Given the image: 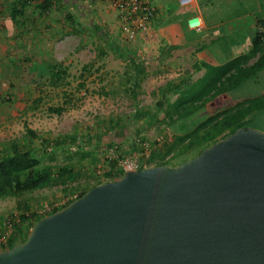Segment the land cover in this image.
I'll return each mask as SVG.
<instances>
[{
	"label": "water",
	"instance_id": "water-1",
	"mask_svg": "<svg viewBox=\"0 0 264 264\" xmlns=\"http://www.w3.org/2000/svg\"><path fill=\"white\" fill-rule=\"evenodd\" d=\"M0 264H264V132L124 171L38 218Z\"/></svg>",
	"mask_w": 264,
	"mask_h": 264
},
{
	"label": "rangeland",
	"instance_id": "rangeland-1",
	"mask_svg": "<svg viewBox=\"0 0 264 264\" xmlns=\"http://www.w3.org/2000/svg\"><path fill=\"white\" fill-rule=\"evenodd\" d=\"M63 13L65 14L59 5L51 9L50 19H46L51 20L50 27L43 28L45 33L37 38L36 44L39 45L40 52L32 56L42 59L45 57L47 62L64 66L67 76L56 88L49 87L46 83L37 86L42 91V96L36 108H29L31 102L24 108L27 101H18L13 97L11 87L2 88L0 102H4V107H0V110L9 118L4 120L3 126L0 125V140L22 136L26 125L36 134L31 140L33 150L41 147L40 139L51 141L45 151L51 153L53 159L43 161L49 162L53 167L69 164L72 166V175L66 180H54L46 187L20 196L0 198V240L6 236L12 221H16L20 213L32 212L38 215L37 211L45 204L56 209L75 199L84 185L102 181L116 160L139 151V148L135 150L132 147L134 140L135 143L137 140L151 143L156 137L163 135L162 139L166 144L175 133L170 126L164 125L161 118H157L160 113L155 108V103L157 99L163 101L173 98L175 91L166 89L177 78L182 79L181 81L189 79L186 67L177 66L179 69H176V66L170 64L165 66L143 62L147 58L138 54V41L109 34L107 28L104 30L106 36H103L102 30H92V22L88 23V27L81 20L77 21L74 12H69L73 16L68 21L71 24H67L70 29L64 31V22L59 29L60 18L67 22L61 16ZM44 18L41 23L45 21ZM27 40L28 38L25 39L26 44ZM101 50L104 51L102 55L99 54ZM131 59L140 62L144 70V74L137 78L135 97L130 91L132 81L125 74L126 70H131ZM90 63L92 65L88 67L89 72L85 71L84 77H80L81 66ZM46 71L40 70V79H43ZM81 81L83 86H79ZM24 88L21 91H27L28 86ZM64 92L71 94V101L59 114L49 112L48 106L61 104ZM237 92L234 89L215 96L194 117L186 120V123H196L215 111L233 105L241 98ZM16 105H22V108L19 110L20 114L13 117L11 113H15ZM148 118L152 120L146 123ZM57 140L61 142L59 145L55 144ZM113 145L116 148L110 151ZM161 147L156 149L158 155L162 152ZM191 154L192 152L184 156L169 157L165 163L179 164ZM156 155L146 161V167L154 165L160 159ZM25 205L28 210L23 211Z\"/></svg>",
	"mask_w": 264,
	"mask_h": 264
},
{
	"label": "crops",
	"instance_id": "crops-1",
	"mask_svg": "<svg viewBox=\"0 0 264 264\" xmlns=\"http://www.w3.org/2000/svg\"><path fill=\"white\" fill-rule=\"evenodd\" d=\"M41 1L0 0V90L11 87L13 97L18 101H27L24 108L33 99L42 96L37 86L45 83L47 61L45 57L42 59L32 55L40 52L37 38L45 33L43 28L50 27L51 20L46 19L53 7L59 5L65 12L61 16L67 22L60 18L59 29L62 22L64 31L70 29L67 24H71L68 21L73 16L69 12H74L77 21L86 24L92 22L93 31L102 30L103 36H106L104 30L107 28L109 34L126 39L119 29L116 10L109 0H50L47 11L36 8ZM148 2L154 6V12L147 29L126 40L138 41V54L147 58L143 62L176 67L184 65L189 72V80L201 77L205 67L221 64L247 52L253 33L261 29L257 21H264V0H192L186 6L179 5L177 0ZM14 8L16 12L11 11ZM192 17L199 19L197 28L190 27L194 19ZM43 18L45 21L41 23ZM55 28L53 30L57 31ZM40 70L46 71L43 79L39 78ZM181 80L177 78L172 84ZM252 83H245L235 89L241 95L236 102L264 94V81L260 85ZM26 85L27 91H21ZM0 107L3 109L4 102H0ZM21 108L22 105H16L15 113H11V116L19 115ZM0 114V125L3 126L9 116L1 110ZM251 124L264 132V109L255 114ZM114 178H117L116 175Z\"/></svg>",
	"mask_w": 264,
	"mask_h": 264
},
{
	"label": "trees",
	"instance_id": "trees-1",
	"mask_svg": "<svg viewBox=\"0 0 264 264\" xmlns=\"http://www.w3.org/2000/svg\"><path fill=\"white\" fill-rule=\"evenodd\" d=\"M36 8L41 11L49 10L50 0L41 1ZM11 11L16 12L17 9L14 8ZM10 17L12 18L13 15ZM257 24L261 26L260 28H264V21L258 20ZM170 49L171 47L168 48V50ZM99 54H104V51H99ZM129 63L131 70H126L125 74H127L129 81H132L130 91L135 97V88L138 85L137 78L144 74V70L140 62L131 59ZM91 65V63L83 64L79 76L84 77V72H89L88 67ZM45 66L47 69L45 83L52 88L60 86L67 76L66 68L55 62H45ZM262 78H264V33L258 29L251 37V46L247 52L234 56L221 64L205 67L203 75L195 80L188 79L179 83H170L166 90L175 91V97L163 101L157 99L155 108L160 113V117L157 118H161L164 125L170 126L175 130V133L172 138H169L168 143L164 144L165 141H163L158 147L152 148L151 157H154L157 153L156 149L164 144L161 147V154L158 155L157 153L156 155L160 159L154 165L166 164V159L169 157L184 156L192 152L190 156L180 161L182 162L193 157L201 149L216 140L226 137L240 126L253 127L251 124L253 117L257 112L264 109V94L235 102L231 106L203 117L196 123L190 122L188 124L186 120L194 117L204 107L205 103L215 96L230 89L239 88L245 83L253 82L254 85H260L264 81ZM79 86H83L82 81ZM63 97L61 104L50 105L47 110L55 114L62 112L64 106L71 101V94L64 92ZM40 101L41 97H36L31 101L29 108H36ZM151 120L148 118L146 123L151 122ZM160 136L163 137V135ZM35 137L34 131L24 125L22 136L0 140V198L20 196L46 187L52 184L54 180H66L68 176L72 175V166L69 164L53 167L49 162L43 161V159H53L51 153L45 151L51 141L40 139L41 147L33 150L31 140ZM141 141L144 140H137L136 143L134 140L131 143L132 147L138 150ZM60 143L59 140L55 141L56 145ZM119 176L116 175L117 178ZM114 177L115 173L110 167L102 181L84 185L76 194V198L80 197L90 187L116 179ZM67 203L44 215L66 206ZM26 210H28L27 205L23 208V211ZM42 216L32 212L20 213L17 220L12 221L6 236L1 237L0 250L8 249L23 241L33 223Z\"/></svg>",
	"mask_w": 264,
	"mask_h": 264
},
{
	"label": "built area",
	"instance_id": "built-area-1",
	"mask_svg": "<svg viewBox=\"0 0 264 264\" xmlns=\"http://www.w3.org/2000/svg\"><path fill=\"white\" fill-rule=\"evenodd\" d=\"M116 10L118 19V26L121 33L126 39H132L136 33L143 32L149 25V20L154 12V6H152L148 0H109ZM181 6H186L191 3L192 0H177ZM194 18V17H192ZM199 26V19L195 17L190 25L191 28H197ZM260 31L264 33V28ZM163 142L161 136L156 137L152 143L147 141H141L138 152H132L129 155H125L116 160V163L112 166V170L115 175H121L127 170H139L146 168V161L151 157L152 148L158 147ZM116 145L110 147V151H113ZM96 172H99L96 170ZM54 207L52 205H43L37 214L42 216L50 211Z\"/></svg>",
	"mask_w": 264,
	"mask_h": 264
}]
</instances>
